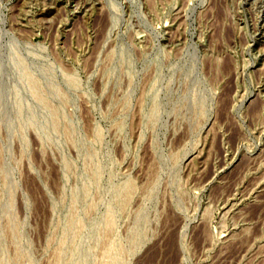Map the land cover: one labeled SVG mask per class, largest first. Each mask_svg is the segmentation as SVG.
Segmentation results:
<instances>
[{
	"label": "rangeland",
	"instance_id": "rangeland-1",
	"mask_svg": "<svg viewBox=\"0 0 264 264\" xmlns=\"http://www.w3.org/2000/svg\"><path fill=\"white\" fill-rule=\"evenodd\" d=\"M0 264H264V0H0Z\"/></svg>",
	"mask_w": 264,
	"mask_h": 264
}]
</instances>
